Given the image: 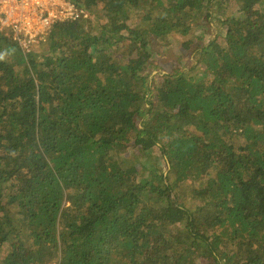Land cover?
Listing matches in <instances>:
<instances>
[{"label": "trees", "instance_id": "16d2710c", "mask_svg": "<svg viewBox=\"0 0 264 264\" xmlns=\"http://www.w3.org/2000/svg\"><path fill=\"white\" fill-rule=\"evenodd\" d=\"M74 1L0 30V264H264V0Z\"/></svg>", "mask_w": 264, "mask_h": 264}, {"label": "built area", "instance_id": "2783aa9c", "mask_svg": "<svg viewBox=\"0 0 264 264\" xmlns=\"http://www.w3.org/2000/svg\"><path fill=\"white\" fill-rule=\"evenodd\" d=\"M87 18L85 8L74 0H0V30L9 28L12 40L25 50L45 42L56 23Z\"/></svg>", "mask_w": 264, "mask_h": 264}, {"label": "rangeland", "instance_id": "374dc122", "mask_svg": "<svg viewBox=\"0 0 264 264\" xmlns=\"http://www.w3.org/2000/svg\"><path fill=\"white\" fill-rule=\"evenodd\" d=\"M154 50L151 51L152 54L153 53L154 54L152 55V57L149 58V61L151 62V64H154L155 66H160L163 70L166 68V66H169L171 62L175 59L176 53L169 47H156ZM187 56H189V54ZM185 59L186 61H184V64H187V65L190 64L192 59L190 57L188 58L185 57ZM158 70L160 69L158 68ZM155 72H157V69H155V71H153L152 74ZM152 74H150L149 76H151ZM146 106L147 104L146 102H144L142 104V107L138 111V114L135 117L136 122H138L139 120L142 121L144 119L143 116L145 114L144 112H145ZM205 209L208 211L209 206H205Z\"/></svg>", "mask_w": 264, "mask_h": 264}, {"label": "clouds", "instance_id": "9594fccd", "mask_svg": "<svg viewBox=\"0 0 264 264\" xmlns=\"http://www.w3.org/2000/svg\"><path fill=\"white\" fill-rule=\"evenodd\" d=\"M0 59H3V55L2 54H0Z\"/></svg>", "mask_w": 264, "mask_h": 264}]
</instances>
